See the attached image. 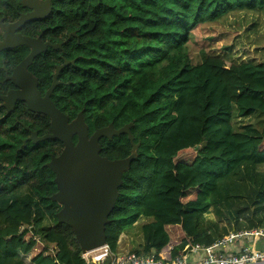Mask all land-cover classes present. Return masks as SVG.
<instances>
[{"label":"trees","instance_id":"16d2710c","mask_svg":"<svg viewBox=\"0 0 264 264\" xmlns=\"http://www.w3.org/2000/svg\"><path fill=\"white\" fill-rule=\"evenodd\" d=\"M51 4L41 24L46 34L52 42L74 35L63 57L49 50L28 67L39 92L48 89L55 65L73 61L51 95L56 108L69 121L81 113L89 135L109 124L130 125L137 146L105 226L110 249L134 226L141 242L133 251L154 250L163 259L231 231L264 228V61H235L201 46L199 61L190 57L193 31L264 12V0ZM21 11V0H0V19L14 21ZM27 49H11L5 66H15ZM254 115L260 124L243 123ZM31 131L49 133V119L21 101L8 114L0 108V264H84L72 229L57 222L60 206L49 200L54 174L43 165L63 145L33 144L26 140ZM99 143L109 160L132 149L126 134Z\"/></svg>","mask_w":264,"mask_h":264},{"label":"water","instance_id":"95a60500","mask_svg":"<svg viewBox=\"0 0 264 264\" xmlns=\"http://www.w3.org/2000/svg\"><path fill=\"white\" fill-rule=\"evenodd\" d=\"M22 4L29 8L28 13L9 25L0 24L3 29L0 49L18 46L29 49L27 56L7 77L16 89L0 96L1 106L11 111L14 104L21 101L30 112L49 118V133L39 137L36 132H30L26 140L33 144L44 140H58L62 143L60 153L51 156L43 165L54 174L56 192L49 200L60 206L56 213L57 222L72 229L80 252L85 254L106 244L105 226L117 199L122 174L128 170L135 158L137 146L133 144L130 125L116 130L109 124L89 135L81 113L69 121V118L53 105L50 95L58 84L55 80L56 74L63 66L72 64L73 61H64L56 67L52 84L41 96L37 81L27 72V68L38 54L46 50L47 44L41 43L39 38L21 36L14 31L24 23L48 16L51 10L50 0H22ZM57 46L51 45V48ZM121 134L127 135L132 146L129 156L115 160L102 157L100 139L111 140L113 136ZM73 136H76V143L72 140Z\"/></svg>","mask_w":264,"mask_h":264},{"label":"built area","instance_id":"2783aa9c","mask_svg":"<svg viewBox=\"0 0 264 264\" xmlns=\"http://www.w3.org/2000/svg\"><path fill=\"white\" fill-rule=\"evenodd\" d=\"M261 240V248L253 251V243ZM112 251L105 244L81 253L84 264H264V228L231 231L209 246H184L179 255L163 259L154 250L147 252ZM170 250L172 246L168 247Z\"/></svg>","mask_w":264,"mask_h":264},{"label":"rangeland","instance_id":"374dc122","mask_svg":"<svg viewBox=\"0 0 264 264\" xmlns=\"http://www.w3.org/2000/svg\"><path fill=\"white\" fill-rule=\"evenodd\" d=\"M190 57L193 63L199 61L198 50L203 47L205 50L219 53L225 51L230 54L228 58L235 61H264V12L238 13L228 17L225 22L214 23L202 26L193 31ZM197 42V43H196ZM259 115L247 120L244 124H260ZM264 171V167L261 168ZM213 219V215H206ZM141 242L137 226H134L126 234L119 237V251L134 250ZM262 241L253 243V251L261 248Z\"/></svg>","mask_w":264,"mask_h":264},{"label":"flooded vegetation","instance_id":"af4514ba","mask_svg":"<svg viewBox=\"0 0 264 264\" xmlns=\"http://www.w3.org/2000/svg\"><path fill=\"white\" fill-rule=\"evenodd\" d=\"M43 1V0H42ZM52 0H50V6H51V10H50V13H51V11H52ZM21 5H22V7H23V11H21V12H19L18 13V16H17V18L14 20V21H5V17L3 16L1 19H0V24L1 25H9V24H11V23H14L21 15H23V14H26V13H28L30 10H29V8H27V7H25V6H23V4H22V0H21ZM50 13H49V15H50ZM48 15V16H49ZM48 16H46L45 18H43V19H38V20H34V21H30V22H27V23H24V24H22L17 30H15L14 31V33L15 34H19V35H21V36H26V37H30V38H39L40 39V42L41 43H43V44H47V48H46V50L45 51H43V52H41L40 54H45V53H47L49 50L50 51H55V52H58L59 53V57H63L62 56V54L64 53V50H63V45L70 39V37L72 36V35H74L72 32L65 38V39H61L60 37H58V39L59 40H56V41H54V42H52V38H55V37H50L48 34H46V32L47 31H49V28H47V27H41V24H43L44 22H43V20H45V19H47L48 18ZM37 22H39V23H37ZM29 24H33L29 29H27L26 27H27V25H29ZM34 29V30H33ZM2 34H3V29L0 27V43H1V41H2ZM57 37V36H56ZM51 45H58L56 48H51ZM18 47H20V46H18ZM23 47H25V46H23ZM11 49L12 50H15V49H17V47H15V48H1L0 49V63H1V70H2V72H3V78L0 80V96H5V95H7V93L10 91V90H15L16 88L11 84V82L7 79V77L8 76H10L11 75V73H12V70H13V68L20 62H18V63H16V65L15 66H13V67H11L10 69H8L6 66H5V64H6V61L4 60L5 58H6V56L8 57V52H10L11 51ZM29 53V49H27V54ZM40 54H38V55H40ZM12 55H13V57H14V59L17 57V54H16V52H13L12 53ZM37 55V56H38ZM27 56V55H26ZM25 56V57H26ZM64 61H67L66 59H63V62ZM33 62V61H32ZM63 63H60V65H62ZM31 65V64H30ZM29 65V66H30ZM68 65V64H67ZM67 65H65V66H63L59 71H58V73L56 74V77H55V80H56V82L58 83L55 87H54V89L59 85V84H61V82L60 81H58V77H59V73H60V71L63 69V68H65ZM28 66V67H29ZM57 66H59V65H55V68H54V70H53V72H52V74H51V83H50V85L52 84V81L54 80L53 79V75H54V73H55V70H56V67ZM27 72L28 73H30L29 71H28V68H27ZM31 74V73H30ZM32 75V74H31ZM33 76V75H32ZM34 77V76H33ZM35 79H36V77H34ZM36 81H37V89H38V80L36 79ZM50 85H49V87H50ZM48 87V88H49ZM54 89H53V91H54ZM48 90V89H47ZM46 90V91H47ZM45 91V92H46ZM53 91H52V94H53ZM38 92H39V90H38ZM45 92H44V94H45ZM40 93V92H39ZM41 94V93H40ZM44 94H41V96H43ZM51 94V95H52ZM51 95H50V100H51ZM52 101V100H51ZM18 102V101H17ZM16 102V103H17ZM15 103V104H16ZM53 103V102H52ZM15 104H14V107H15ZM53 105H54V103H53ZM55 106V105H54ZM14 107H13V109H14ZM56 107V106H55ZM0 108H3L5 111H6V114H8V113H11L12 111H13V109L11 110V111H8L6 108H4V107H2L1 106V101H0ZM58 109V108H57ZM59 110V109H58ZM8 111V112H7ZM60 111V110H59ZM61 112V111H60ZM64 114V113H63ZM79 114V113H78ZM77 114V115H78ZM65 115V114H64ZM46 117V116H45ZM83 117V116H82ZM48 118V117H47ZM76 118V117H75ZM74 118V119H75ZM49 119V118H48ZM84 120V119H83ZM85 123V122H84ZM88 129V128H87ZM32 132V131H31ZM35 132V131H34ZM74 137V136H73ZM73 140V139H72ZM26 141V140H25ZM74 142V141H73ZM74 143H76V142H74Z\"/></svg>","mask_w":264,"mask_h":264}]
</instances>
